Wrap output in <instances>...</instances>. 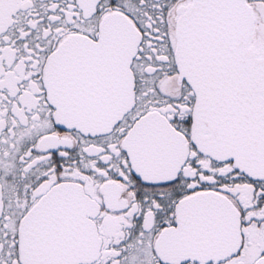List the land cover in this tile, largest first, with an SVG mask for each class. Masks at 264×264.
<instances>
[{
  "label": "snow or ice",
  "instance_id": "snow-or-ice-1",
  "mask_svg": "<svg viewBox=\"0 0 264 264\" xmlns=\"http://www.w3.org/2000/svg\"><path fill=\"white\" fill-rule=\"evenodd\" d=\"M0 264H264V0H0Z\"/></svg>",
  "mask_w": 264,
  "mask_h": 264
}]
</instances>
